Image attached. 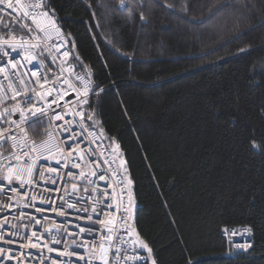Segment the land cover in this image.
<instances>
[{
	"label": "trees",
	"instance_id": "1",
	"mask_svg": "<svg viewBox=\"0 0 264 264\" xmlns=\"http://www.w3.org/2000/svg\"><path fill=\"white\" fill-rule=\"evenodd\" d=\"M117 2L49 6L75 41L71 62L78 53L103 89L86 111L134 185L136 233L157 264H264V147H251L264 145V0H126L131 19ZM13 9L0 26L23 19ZM243 228L246 249L225 235Z\"/></svg>",
	"mask_w": 264,
	"mask_h": 264
},
{
	"label": "snow or ice",
	"instance_id": "2",
	"mask_svg": "<svg viewBox=\"0 0 264 264\" xmlns=\"http://www.w3.org/2000/svg\"><path fill=\"white\" fill-rule=\"evenodd\" d=\"M6 4L8 9H13V0H0V5ZM15 4L19 5L18 9H13L14 11L22 13L23 19L18 22H13L10 24H3L0 26V32H7V36L0 34V56L8 58L3 64H0V73H5L6 67L11 66L12 69L16 70L15 76L18 79V84L14 82L13 79H8V87L12 91V95L9 99L15 101V103L9 108L5 107L0 110V118L4 117L5 113L9 116L19 113V119H9L6 123L9 125L7 128L0 127V147L4 143H9L13 151L4 156L0 153V191L5 189V181L7 185H13L14 181L18 182L19 187H10L8 191L13 194H19L21 198L28 196L27 192L20 193V189L27 186L39 187V182L45 179V172L39 169L38 163L41 159H48L49 157L55 159V156L59 154L63 160V166L67 170L65 173V178L63 179L64 188L53 189L51 191L60 193V208L51 207L48 210L52 212H58L60 216H65L66 209H75L78 212L87 214L89 208L81 207L77 208V203L83 202L85 200V195L79 194L81 191L86 194L87 200L92 202L91 213L93 215H85L80 217L81 219H86L89 223L88 227H82L80 225H74L78 229L76 232H69L67 228L62 227L61 224H52L51 226L45 227L44 224L47 223V217L36 218L33 214H26L23 211L19 212V215L15 217L18 223H12L7 217L0 220V229H5L7 226V231H0V241H4L5 235L10 237H19L21 234L30 228L35 229V226L39 225V230H32L30 235L24 236L26 241L24 247L37 248L41 247L47 249L49 253L57 251L56 248L49 246V241L52 244L61 246L64 248L63 252H60V256L68 257V264H72V257H77V264L83 262V264H94V262H99V264H109L110 253L115 252V257L120 259L121 251L127 253L128 251H133L135 254L132 256L125 255L123 259L129 262H136V264H145V257L140 255L139 252L146 250L151 257L152 249L149 247L146 241L139 237V233H135L136 238L129 244L128 240H125L123 236L119 233L114 237L112 235L114 229L108 225L112 221H105L100 219V216L107 215V209H110L112 205L110 203H105L104 207L98 212L96 204L99 200L94 197V193L98 191L96 187V180L104 181V174L97 176L95 171L85 173L84 171H74L81 169V163L84 162V155H89L93 153L92 144H97L104 137V129L100 125L98 120L94 119L95 112L86 111V108H90L89 97L90 93L92 95H99V92L103 91L98 85L95 84L92 77L94 75L93 70L90 66L85 64L78 53L72 54L73 59L76 61L75 64H69L68 58L70 52L66 50L65 46L71 43L72 47L75 48V41L71 37V33L65 34L63 30L57 24V16L55 9L49 6V0H29L28 3H23L22 0H15ZM87 6L91 9V3ZM164 6L166 8L173 9L171 4L164 0ZM101 9L105 11L106 14H111L113 9L101 3L98 5ZM116 7L120 11H127L128 16L131 19L133 17V11L130 9V4L126 0H118ZM4 11L0 8V13ZM182 12H187V7H182L180 9ZM93 17H95V11L92 12ZM140 20L142 22H147L144 13L141 11L138 13ZM27 21H31L28 23ZM97 26H99V20L96 21ZM14 30H19L21 32H27L28 36L17 37ZM58 38L54 45V49L57 53H60L62 60V65H67L64 68L62 65L61 72H67L77 83H69L68 78L62 77L61 83L67 84L71 89L72 93H75L76 111H69L68 113L55 112L52 117L47 116L45 109L40 107H35L32 104L34 89L28 87V83L22 78L19 72V65L26 62L28 65H32L33 62L36 64H42V60H38L37 57L43 54L51 55L52 48L49 46V42L53 40V37ZM34 41V42H33ZM61 49H65L61 52ZM244 51V49H240ZM16 54L19 59L10 58L12 54ZM51 62H55V57L52 58ZM79 67L84 71L80 73L75 72V68ZM30 77H37L36 71L30 73ZM40 78L37 77L35 83H39ZM45 82L46 77H45ZM78 85V86H77ZM21 86L23 92H21ZM51 91L47 95H51ZM70 93H63V95H69ZM37 96L43 98L44 93H36ZM63 95L60 96L63 99ZM17 96H21L23 101V106L21 102L16 100ZM3 96H0V104H3ZM48 102L45 101V104ZM55 103V101H53ZM28 105H32L29 108ZM34 109V110H33ZM65 116L68 119H65ZM78 118V119H77ZM62 121V123L56 124L52 127V121ZM46 120L50 131H47L45 135L47 139L42 140L40 143L29 140L27 132L22 125L27 124L28 126H33L37 122H44ZM89 125L93 130H89ZM13 126L18 129V132L13 131ZM60 137L57 138V134ZM66 134V135H64ZM88 137H92V140L85 143ZM111 139V144L109 147L114 145V151L119 150V144L115 143L114 138ZM84 144V148L80 145ZM65 146H67V152H65ZM251 147L254 150H260L264 145L256 140L251 141ZM85 149L88 151L85 152ZM44 153L48 155L45 156ZM15 161V163H13ZM90 163L95 166L98 161L95 155L90 156ZM61 163V161H57ZM49 173H56L59 170L56 168H49L47 170ZM52 184H56L57 180H51ZM68 183H71V189H68ZM131 184V181H128ZM78 184L83 185L82 189L78 188ZM88 185H92L91 193H89ZM110 193L102 192L100 196L107 201ZM65 196L68 200H65ZM10 200H15L16 196H11ZM35 200L36 197L31 198ZM129 202L131 203L132 197L129 193ZM42 202L45 204H52L53 201L45 200L41 198ZM75 201V202H71ZM13 204H3L0 202V209L4 207H13ZM66 206V209H65ZM23 207H35L31 201H26L23 203ZM119 211V208L116 209ZM35 211L40 212L42 209L35 208ZM124 216L122 220L130 219L132 215V206L125 207L123 209ZM71 215V213H69ZM94 216L96 217L94 219ZM27 220V223H19V221ZM43 221V223H42ZM71 224V221L68 222ZM100 226H103L101 228ZM130 227V225H125ZM15 229V231H11ZM250 231V229L248 230ZM135 232V229H132ZM84 236H91L92 242L89 243L87 238L80 239ZM131 235V233H128ZM37 240H43L41 245L33 242V238ZM72 237L71 244L68 243V238ZM63 238V239H62ZM78 239L80 242L78 243ZM115 241V245L113 244ZM14 239H9L6 243H14ZM133 245H138V249L132 247ZM251 245H236L237 248L246 249ZM69 248L75 250L69 251ZM84 249L88 256L87 258L83 255L78 256V252ZM0 257L5 259H14L11 249L7 251L4 248H0ZM0 264H3L0 261ZM39 264H44L41 260ZM55 264V261L52 262ZM151 264H157L154 257H151ZM189 264H192L190 261Z\"/></svg>",
	"mask_w": 264,
	"mask_h": 264
},
{
	"label": "built area",
	"instance_id": "3",
	"mask_svg": "<svg viewBox=\"0 0 264 264\" xmlns=\"http://www.w3.org/2000/svg\"><path fill=\"white\" fill-rule=\"evenodd\" d=\"M23 3H28L29 0H22ZM0 8H3L4 11L3 14H9L12 9H8L6 4L0 5ZM13 8L18 9L19 5L15 4V0H13ZM22 14V13H21ZM31 23V21H28ZM57 24L59 25L58 21ZM59 27L62 29V27L59 25ZM63 30V29H62ZM64 32V30H63ZM65 33V32H64ZM57 39L55 36L53 37V40L49 42V46L52 48L51 55L48 57L52 60L53 57H55V62L53 63V69L49 70L47 68L46 63L42 64H36L33 62L32 65H28L26 62L21 63L19 67V72L22 76V78L28 83V87L30 89H34V92L31 93L33 96V102L32 104L35 105V107H40L45 109L47 112L48 117H52L55 112H60L62 114L68 113L69 111L75 112L76 109V102H75V93L71 92V89L68 87L67 84H62L61 79L62 77H66L69 80V83H77L66 71L61 72V65L63 58L61 57L60 53H57L54 49V45L57 42ZM34 42V41H33ZM66 50L70 52V56L68 58V63L73 64L71 62V51L69 48V43L65 46ZM65 49H61V52ZM10 58L13 59H19V57L16 56V54H12ZM8 58L0 56V64H3L5 60ZM38 59V58H37ZM39 60V59H38ZM64 68H67V65H62ZM32 71H36L37 77L40 78L39 83H35V80L37 77H30V73ZM76 73H80L76 70ZM16 70L12 69L10 65L6 67L5 73H0V96H3V104H0V110H2L5 107H11L15 101L9 99V97L13 94L11 89L8 87V79H13L15 83L18 84V79H16L15 76ZM45 77L46 81L45 82ZM78 86V85H77ZM51 91V95H47V93ZM21 92H23V88L21 86ZM70 93L69 95H63V93ZM36 93H44L45 95L43 98L40 96H37ZM63 95V99L60 98V96ZM92 94L90 93V96ZM90 98V97H89ZM16 100L21 102V105L23 106V101L21 99V96H17ZM45 101L48 103L45 104ZM55 101V103H53ZM29 108H32V105H28ZM34 110V109H33ZM9 119H19V113H15L11 116H9L8 113L4 114V117L0 118V127L7 128L9 125L6 123ZM65 119H68L67 116H65ZM78 119V118H77ZM46 122V120H45ZM62 123V121H56L53 119L52 121V127H55L56 124ZM22 127L25 128V131L27 132V136L29 140L35 141L37 144L40 143L42 140L47 139V136L45 133L47 131H50L47 122L46 127L42 131V136L40 138L32 137L28 132V125L24 124ZM89 130H93L91 127H89ZM13 131L18 132V129L13 126ZM66 135V134H64ZM60 137V134H57V138ZM92 140V137H88L85 141V143ZM81 148H84V144L80 145ZM93 153L89 155H84V162L81 163V169L74 170V171H84L86 174L95 171L97 173V176L100 174H104L105 179L104 181L96 180V187L98 188V191L94 193V197H96L99 202L96 204L97 211L99 212L103 207L104 204L110 203L112 207L110 209H107V215L100 216V219L107 221H112L111 224H109V227H112L114 229L112 235L115 237L118 233L119 235L123 236L125 240L129 241V244L133 240L131 235H128L129 233V227H126L125 225H129V219L122 220V217L125 215L123 212V209L125 207H128V200H127V188H126V182L125 178L120 171L119 167L116 165L113 156L111 155L109 148L105 142V140L102 138L100 141H98L97 144H92ZM13 149L11 148L9 143H4L2 147H0V153H3L4 156H8L9 153H11ZM88 150L85 149V152ZM65 152H67V146H65ZM94 154L96 160L98 163L93 166L92 163H90V156ZM45 156H47V153H44ZM61 161V163H57V161ZM15 163V161H13ZM39 169L43 170L45 172V179L41 180L39 182V187L36 186H25L24 188H21L19 191L20 193L27 192L28 196L24 197L23 199L19 194H13L8 189L10 187H19L18 182L13 183V185H7L6 181L5 183V189L3 191H0V202L3 204H13L15 206L9 208L4 207L0 209V220H3L4 217H7L9 221L12 223H18L15 217L19 215L20 211L25 212L26 214H33L36 218L40 217H47V223L44 224L45 227L51 226L52 224H61L62 227H65L68 229L69 232H76L78 231L77 228L74 227V225H80L82 227H88L89 223L86 219H81L80 217L85 215H93L91 213V207L92 202L87 200L86 194H84L82 191L79 193L81 195H85V200L83 202L77 203V208L81 207H87L89 208V212L87 214L78 212L75 209H66L65 216H60L58 212H52L48 210L51 207H55L57 209L60 208V200L59 195L60 193L51 191L53 189H63L64 183L62 182L65 178L66 169L63 166V160L61 159V156L57 154L55 156V159L49 157L48 159H41L37 166ZM49 168H56L59 171L56 173H49L47 170ZM51 180H57L58 182L56 184H52ZM68 189H71V183H68ZM84 186L81 184H78V188L82 189ZM89 193H91L92 185H88ZM102 192H108L110 193L109 197L107 198V201H105L101 196L100 193ZM11 196H16L15 200H10L9 198ZM35 196L36 199L32 200L31 198ZM41 198L45 200L53 201L52 204H45L42 202ZM65 200H68V197L65 196ZM26 201H31L35 205V207H23V203ZM75 202V201H71ZM35 208H40L42 211L37 212L35 211ZM119 208V211L116 209ZM71 213V215H69ZM96 217L94 216V219ZM71 221V224L68 222ZM19 223H27V220L19 221ZM43 223V221H42ZM103 228V226H100ZM40 226H35V229L30 228L25 230L21 236L19 237H10L5 235L4 241H0V248H4L7 251L11 249L12 255L15 257L14 259H5L4 257H0V261L3 262V264H39L41 260L44 261V264H52L53 261H55V264H68V257L60 256V252L64 251V248L61 246H57L51 243L49 241V246L54 247L57 249V251L49 253L47 249L37 247V248H28L24 247L26 241L24 239V236L30 235V232L32 230H39ZM7 226L5 229H0V231H7ZM246 233L245 236H247V229L243 228L241 229ZM11 231H15V229H11ZM231 234H235V231H230ZM229 232V233H230ZM226 233V236H229ZM234 236V235H232ZM87 238L89 240V243L92 242L91 236H84L80 239ZM14 239L15 242L8 244L6 243L7 240ZM63 239V238H62ZM72 237L68 238V243L71 244ZM33 242L37 243L38 245H41L43 243V240H37L35 237L33 238ZM80 240L78 239V243ZM113 244L115 245V241H113ZM132 247L137 248L136 245H133ZM69 251H73L75 249L69 248ZM135 253L133 251H128L125 253L124 251H121L120 259H117L115 257V252L113 251L110 253L109 257V264H136V262L132 261H125L123 257L125 255L132 256ZM140 255L144 256L145 264L147 263V256L142 251L139 252ZM83 255L87 258L88 253L81 249L78 252V256ZM72 264H77V257H72ZM80 264H83V262H80ZM94 264H99V262H94Z\"/></svg>",
	"mask_w": 264,
	"mask_h": 264
},
{
	"label": "rangeland",
	"instance_id": "4",
	"mask_svg": "<svg viewBox=\"0 0 264 264\" xmlns=\"http://www.w3.org/2000/svg\"><path fill=\"white\" fill-rule=\"evenodd\" d=\"M117 162H118L119 167L121 168L123 165L122 159L118 158ZM129 180L131 181V179L128 177V175L125 174L128 206H132V215H131V218L129 219V225H130L129 233H131V236L134 240L136 238V236H135L136 231L132 232V229H135L134 228V219H135V212H136V208H137V202H136L135 194H134V185H133L132 181H131V184H129L128 183ZM129 193L131 194V197H132L131 203L129 202V199H128ZM228 235L232 239L236 240L235 245H243V244L247 243V236H245L246 233H244V231H242V230H240L239 232H235V234H231V232H230ZM232 235H234V236H232ZM136 246L138 247V245H136Z\"/></svg>",
	"mask_w": 264,
	"mask_h": 264
}]
</instances>
